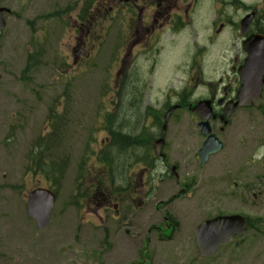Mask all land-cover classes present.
Wrapping results in <instances>:
<instances>
[{
    "label": "rangeland",
    "instance_id": "374dc122",
    "mask_svg": "<svg viewBox=\"0 0 264 264\" xmlns=\"http://www.w3.org/2000/svg\"><path fill=\"white\" fill-rule=\"evenodd\" d=\"M81 2L80 0H4L3 2L12 10V13L7 14V26L0 35V74L2 75L0 77V181L2 174L8 172L11 177L13 176L12 182L21 184L19 178L24 173L21 170L23 163L21 155L17 157L29 146L27 138L41 131L48 110L55 109L61 103H64L63 107L70 111L65 119H59L62 123L59 138L63 135L67 137H63V141L58 144L74 141L77 148V159L70 157L72 154L70 146H68L69 149L63 146L62 150H59L62 154L61 163L68 162L69 168L67 177L62 182V187H64L62 194L57 199L51 224L53 227L44 232L40 233L34 224L30 225L31 222L27 219L21 200L23 195L17 192L11 193L6 189L2 190L0 246L4 244L0 252H8L9 255L0 256V264H24V260L15 259V257L27 253L43 254L42 257L46 259V264H53L52 256L55 255H60L63 259L73 258L78 261V264H93L87 263L90 259L87 256L90 254L96 257L100 252H109L107 258L109 262L114 260L113 264H124L127 261L126 258L131 259L133 256L136 258V251L140 247L142 237L141 235L138 237L137 233L147 232L153 222L159 220L155 205L158 200L166 199L168 195L175 192V190L173 193L169 192L174 184L165 186L166 190L161 189L162 194L157 197L153 196L152 205H147L143 209L138 202H135V205L132 203L133 208H129V204L124 203L123 212L126 210L125 216L130 219L131 224L127 221V226L117 227L116 232H112L113 241L108 245L105 243L106 236L99 233L102 230L98 227L78 225V210L73 204V200L77 202V198L76 196L70 197V180H73V184L77 186L76 190L80 200L83 199V191L86 188H92V185L97 182L110 186H102L98 194L102 190L114 191L116 187H120L119 192L123 190V193H129L128 178L132 180V175L136 178L132 172V165L122 161L124 153L123 151L121 153L119 148L116 147V150L107 152L108 146L102 143L108 121L105 118L108 115L106 111L119 113L123 107L120 102L123 98L120 95L121 87L125 88L127 80H130L132 84L136 82L146 93V103L150 99L162 104L169 91L175 95L187 84L183 67L189 63L196 52L202 50L201 56L203 57L205 49L211 48L209 51L212 54L208 57L206 55L208 51L202 63L205 76L213 80H217L221 73L223 75L222 71L229 69L227 57L230 56V52L226 50L230 48L229 50L233 49L236 52L232 48L234 47L233 38H229L227 43L219 39L218 42L211 44V41L207 40L208 34L196 37L195 33L192 34V31L188 30L179 33L167 31L161 36L158 45L161 51L157 54H145L137 48L133 51L135 57L130 58L125 51L124 43L120 46L121 41L115 39L117 52L111 49L112 52L106 62H103L101 56L99 57L100 53L105 51L103 48L91 64L84 62L82 65L86 53L80 48H74L79 42H84V36L80 33L81 24L75 18L78 16ZM211 18H213V11H211ZM197 42L200 44L197 45ZM200 46L203 48L201 49ZM121 49L123 53L119 56ZM166 50H172L168 53L171 63L162 65L165 67L163 73L161 63L158 62L155 69L153 67L156 59L159 60ZM120 60L126 62L124 71L119 67ZM106 67H108L107 71L103 72ZM153 69L154 73H152ZM117 73L121 75L120 78ZM106 84L119 93L110 91L108 95L102 90V85ZM86 86L88 87L85 88ZM203 92L198 88V95ZM195 94L197 95V90ZM141 105L139 102L138 107ZM260 105L264 107L262 103ZM132 107L135 106L129 102L127 110L131 112ZM257 108L258 105L255 109ZM18 109L23 111L20 116L24 115L21 119L14 117L22 130L18 132L19 141L15 146L13 156V149L8 145L7 136L9 123ZM243 115L245 113L232 116L233 122L228 129L233 137L232 139L228 136V140H231L229 142L232 143L230 149L237 157L241 153V146L244 145L245 154H248L253 144L255 146L260 140L258 136L264 135V111H256L251 117ZM114 118L113 124L116 120L120 123V117ZM127 118L129 121L133 119L130 114ZM170 132L173 142L168 152L170 164H181L183 172L193 173L194 171L189 167L192 163H185L190 159V147L184 149L182 146L189 143L196 144L197 129H194L193 123L186 118V114H183L180 122H172ZM244 135L248 139L242 140ZM223 153L212 158L205 169L201 170L204 179H208L207 181L213 184L228 169L233 171L236 166L231 161L223 160ZM131 160L128 154V161ZM259 160L260 157L257 156L253 165L247 166L244 176L250 177L252 174L257 176L264 173V166L259 163ZM192 167L196 166L192 165ZM195 171H198L197 168ZM122 178L126 179L124 184ZM207 187L206 184L204 188ZM209 189L210 187L208 191L205 189L200 193L208 195ZM148 194L149 192L145 195V199L148 198ZM227 194L229 192L224 191L221 197V207L223 212L234 213L238 200L235 199L233 202ZM188 205L186 200H183L173 204L172 208L185 215ZM263 207L264 197L260 199L257 206H249L239 214L254 218L263 217L264 210L261 211ZM239 210L240 206L237 208V213ZM210 214L209 211L206 213V215ZM112 217L113 213L110 212L109 219L113 220ZM194 218L188 226H195L198 220ZM125 228L130 229V236L126 237L123 234ZM260 242L264 252V238ZM154 246L157 250H155L153 264H194L193 258L196 257V251L191 241L187 245L171 242L168 244L155 243ZM257 252L258 250L253 251L254 260L252 262L237 264H264V260L258 259ZM215 259L216 256L206 261L201 260L199 264H216L220 260L217 257L219 260L216 262ZM103 262L105 261L102 260L99 263Z\"/></svg>",
    "mask_w": 264,
    "mask_h": 264
},
{
    "label": "flooded vegetation",
    "instance_id": "af4514ba",
    "mask_svg": "<svg viewBox=\"0 0 264 264\" xmlns=\"http://www.w3.org/2000/svg\"><path fill=\"white\" fill-rule=\"evenodd\" d=\"M81 7L79 10V16L82 12L86 11L87 13H92L95 16H104L110 17L112 21L119 22L125 25L122 26V29L125 31L126 35L129 34V31L134 30L136 33L140 34L144 39L147 35L148 37L153 36L157 30L162 29H174L177 25H182L184 22H190V18L195 15V12L199 10V8L203 5V3L208 4L207 1L213 2L215 0H81ZM237 1L242 0H226L225 5L229 8L234 6ZM264 3V0H262ZM122 9L120 10V8ZM135 10H138L137 17L135 19L136 26L127 25V23H132V17L130 15L135 13ZM236 10V9H235ZM237 11V10H236ZM253 13L254 16L250 21L246 38L250 37L254 34H262L264 35V6L261 9L257 10L255 8L248 9L243 16L247 14ZM217 19L221 20V27L224 28L228 26L238 25L240 26V22L245 17H238V20L235 21L231 13L225 9L223 6L219 7L217 10ZM121 31V30H120ZM244 40V39H243ZM245 58V57H244ZM242 58V60L244 59ZM237 59V58H236ZM235 67V66H233ZM235 79L234 84L239 88V81L237 78V72L234 71ZM238 88L233 89L232 87H223L218 93L211 92L208 93L207 96L210 98L215 107L216 113L214 119L210 120L211 122V131L213 130L219 134V136L224 140V145L222 147V151H224V155L222 157L223 160L231 161L235 163V169L230 174V179L233 180L234 177H239L240 173H244V170L247 169V166H251L252 159L254 155V144L250 153L245 154L243 146H241V153L239 156L233 154V150L230 149L231 140H228V136L233 139L230 131L225 128L222 129L218 123L221 122V115L223 113V104L226 103L229 99L233 98L238 90ZM235 101L237 100L234 97ZM221 103V105H217ZM254 105L252 107H245L236 110L232 116L238 114H244L243 116L249 117L248 115L253 114ZM130 114L133 119L131 121L128 120L127 115ZM183 115H179V118H182ZM195 114L191 115L190 113L186 114V118L191 121L196 122L197 128V142L194 145L191 143L184 144L182 148L187 149L190 147V158L185 161L186 164L191 162L198 161L200 163V149L204 142L205 137L202 135V129L198 122L200 118ZM231 120V118H230ZM229 120V122H230ZM179 119L177 122H180ZM175 122V121H173ZM224 122V120H223ZM165 115L163 118L158 116L157 110H152L150 108H136L132 107V111L129 112L127 108L125 109V118H124V133L121 135V142L126 147L133 144L130 147L137 149V155L135 156V166L138 167V170H135L133 174L136 178L133 180L135 183V190L133 193L137 195H143L145 192H150L153 190L160 191L159 188H156L157 182L160 181L159 177L163 179L162 174L173 175L174 177H178V171L181 169V164L171 165L170 155L168 152L172 147V139L170 126L167 124L165 126ZM229 124V123H228ZM196 128V127H195ZM194 128V129H195ZM161 130V131H160ZM165 130V131H164ZM195 132V131H194ZM191 133L192 135L194 134ZM228 134V135H227ZM242 140L245 138L248 139L246 135L242 136ZM204 138V139H203ZM161 140V143H160ZM108 141V140H107ZM109 142V141H108ZM111 142V141H110ZM245 144V143H244ZM262 147V146H261ZM264 148V147H263ZM123 159L126 161L128 159V151H124ZM46 159V157L34 156L31 158V164L38 166L39 173L34 172L31 179H24L25 187L27 189L28 186L31 185L32 180H34L32 190L41 186V182L46 179V172L44 170V166L46 163L42 161V159ZM57 162V160L55 159ZM200 169V167H198ZM56 169L60 176L62 175L61 167L57 166ZM194 170L196 169L193 168ZM34 170V169H33ZM161 172V173H159ZM167 179V178H165ZM236 181V180H234ZM188 187L187 184H184L183 190H186ZM250 187V184L247 185V189ZM147 188V189H145ZM27 194V193H26ZM104 196L102 201L99 203L101 207H104L105 211L110 212L112 208H114V212L117 215L115 218V222L123 225L127 222H130L125 216V211H122L123 204L126 202L131 204L132 202H140L139 198L136 200L133 198V194L130 192L129 194H120L116 195L111 191L101 192ZM142 204V203H141ZM113 205V206H111ZM120 208V209H119ZM164 218L169 220L166 223V228L170 226V228H177L176 225L171 224V217L164 215ZM165 228V229H166ZM56 264H62L61 259H56ZM29 264H39V262H30Z\"/></svg>",
    "mask_w": 264,
    "mask_h": 264
},
{
    "label": "water",
    "instance_id": "95a60500",
    "mask_svg": "<svg viewBox=\"0 0 264 264\" xmlns=\"http://www.w3.org/2000/svg\"><path fill=\"white\" fill-rule=\"evenodd\" d=\"M0 13H1V11H0ZM3 25H4V22H3L2 18H1V15H0V29L3 27ZM251 74L252 75H250V74L248 75L249 78L246 81L253 79L255 74L254 73H251ZM243 78L246 79L247 76L245 75V76H243ZM259 83H261V81H259ZM215 149H216V147L213 148V143L212 142H210V143L207 142L205 144V147H204L205 154L210 153V152L214 151ZM48 194L49 195H47L45 197V199H47V204L44 207L42 206V202L41 201H40V203L35 201L33 203V205L30 206V208L32 210L31 211V215L38 220L39 226H44L45 223L47 222L48 215L50 213V209H51L53 201H54V196L52 195V193H48ZM235 222H236L235 218H220V219H217L213 223H210V224H207L206 226H203V229L199 233V236L200 237H204L205 232L207 233V235H209L211 233V230H214V231L217 232L216 233V237H218L223 232L225 233V230L230 229L234 225ZM219 243L220 242L217 241V243L214 244V243H211L209 240H205L200 245H201V247H205V249L202 250L204 252V250H206V251L207 250H211L212 246L217 247V245Z\"/></svg>",
    "mask_w": 264,
    "mask_h": 264
}]
</instances>
